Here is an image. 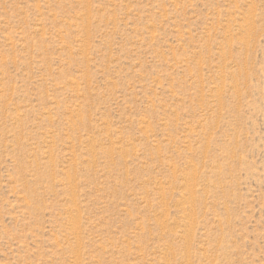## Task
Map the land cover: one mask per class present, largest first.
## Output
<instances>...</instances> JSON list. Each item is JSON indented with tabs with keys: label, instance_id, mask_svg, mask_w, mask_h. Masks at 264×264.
I'll use <instances>...</instances> for the list:
<instances>
[{
	"label": "rangeland",
	"instance_id": "374dc122",
	"mask_svg": "<svg viewBox=\"0 0 264 264\" xmlns=\"http://www.w3.org/2000/svg\"><path fill=\"white\" fill-rule=\"evenodd\" d=\"M0 264H264V0H0Z\"/></svg>",
	"mask_w": 264,
	"mask_h": 264
}]
</instances>
